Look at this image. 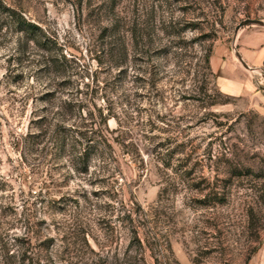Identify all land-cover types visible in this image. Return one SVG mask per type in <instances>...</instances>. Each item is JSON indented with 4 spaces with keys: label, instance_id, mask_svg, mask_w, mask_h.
<instances>
[{
    "label": "rangeland",
    "instance_id": "obj_1",
    "mask_svg": "<svg viewBox=\"0 0 264 264\" xmlns=\"http://www.w3.org/2000/svg\"><path fill=\"white\" fill-rule=\"evenodd\" d=\"M0 4V264H264V0Z\"/></svg>",
    "mask_w": 264,
    "mask_h": 264
},
{
    "label": "trees",
    "instance_id": "obj_2",
    "mask_svg": "<svg viewBox=\"0 0 264 264\" xmlns=\"http://www.w3.org/2000/svg\"><path fill=\"white\" fill-rule=\"evenodd\" d=\"M0 8L4 12H7V11L10 12L12 19L18 28H20L21 30H24V31H28L29 33H32L33 35L37 34L36 29H38V28L35 26V24H33L32 22L26 21L22 17V15H20L16 12V10H14L12 8H8L7 6H5L3 4H0ZM84 152H85L84 159H85V161H87V159L89 158V154L86 153V151H84Z\"/></svg>",
    "mask_w": 264,
    "mask_h": 264
},
{
    "label": "water",
    "instance_id": "obj_3",
    "mask_svg": "<svg viewBox=\"0 0 264 264\" xmlns=\"http://www.w3.org/2000/svg\"><path fill=\"white\" fill-rule=\"evenodd\" d=\"M249 25H259V26H264V20L262 19H256V18H245L243 20H241L235 28V37L237 36L239 30L245 26H249ZM237 56L239 58V60L241 61V63L243 64V66H245L248 69L251 70H255V68H253L252 66H250L242 57L241 54L237 53Z\"/></svg>",
    "mask_w": 264,
    "mask_h": 264
}]
</instances>
